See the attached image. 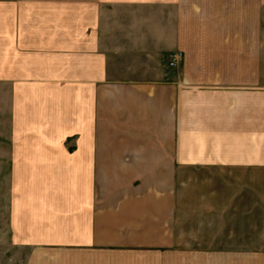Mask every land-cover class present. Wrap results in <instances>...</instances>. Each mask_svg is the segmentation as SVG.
Segmentation results:
<instances>
[{
	"label": "crops",
	"instance_id": "crops-1",
	"mask_svg": "<svg viewBox=\"0 0 264 264\" xmlns=\"http://www.w3.org/2000/svg\"><path fill=\"white\" fill-rule=\"evenodd\" d=\"M190 1L0 0L19 264H264V0L241 64L231 30L191 29Z\"/></svg>",
	"mask_w": 264,
	"mask_h": 264
},
{
	"label": "rangeland",
	"instance_id": "rangeland-1",
	"mask_svg": "<svg viewBox=\"0 0 264 264\" xmlns=\"http://www.w3.org/2000/svg\"><path fill=\"white\" fill-rule=\"evenodd\" d=\"M190 2H194L193 4H187L188 9V25L191 27V29H198V34L202 35L204 32V29H213V32H207L205 34H216V31L218 34L226 33L228 31H232L234 34V42L236 47V55L235 60L236 62H239L241 64L242 56H241V47H242V40H243V29L244 26L248 24V18L249 16H252L251 19V28H256V23L253 21V15L255 12H259V6L257 4V0H193ZM228 17V20H227ZM181 51L179 49L172 50L167 55V61L169 63V55L171 52ZM183 59V52L182 56L178 62V64L181 63ZM176 65H170V66H177ZM2 88L3 86L0 85V143L5 140L6 137V125L4 123L3 118V105H2ZM163 136V134H161ZM225 152V151H224ZM1 153V149H0ZM8 166L4 165L2 163V158L0 155V264H19L17 261L18 258V251L15 253L13 251L9 250L8 245V239L6 238L8 236V231L4 226V217L6 212V197H7V186H8V174L7 169ZM221 173H223L224 170H220ZM225 172V171H224ZM239 172V171H236ZM225 174V173H224ZM188 186L190 184L196 183L194 181H188ZM218 184V187H214L215 189L219 188L218 191V199L220 201V204L225 201V197H222L223 195V188H226V181L223 174L219 173V180H216V182H213V184ZM235 184H241V181H236ZM193 188V187H192ZM198 195V193H197ZM199 198V197H198ZM221 206V205H220ZM213 213V217H214ZM225 213H219L218 214V222H213V224L218 226L216 234L213 236H218L220 239H225L227 236V225L225 220ZM204 224V223H203ZM239 225V224H236ZM238 229V231H237ZM200 232H211L215 231V229L211 230L210 228H204L203 230H199ZM234 236H238L240 233L239 228L234 227L232 230ZM252 236H259V234L255 235V232L253 228L251 229ZM262 236V234H260ZM15 258V259H13Z\"/></svg>",
	"mask_w": 264,
	"mask_h": 264
},
{
	"label": "built area",
	"instance_id": "built-area-1",
	"mask_svg": "<svg viewBox=\"0 0 264 264\" xmlns=\"http://www.w3.org/2000/svg\"><path fill=\"white\" fill-rule=\"evenodd\" d=\"M181 56H182V52L181 51L171 52L170 55H169V63H170V65L178 64Z\"/></svg>",
	"mask_w": 264,
	"mask_h": 264
}]
</instances>
